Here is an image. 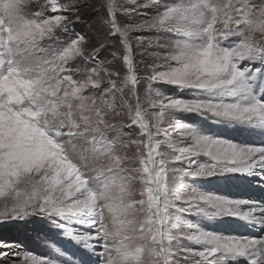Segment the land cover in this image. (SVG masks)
I'll return each instance as SVG.
<instances>
[{"label":"snow or ice","instance_id":"6c2138e0","mask_svg":"<svg viewBox=\"0 0 264 264\" xmlns=\"http://www.w3.org/2000/svg\"><path fill=\"white\" fill-rule=\"evenodd\" d=\"M90 6L0 0V225L39 218L45 230L29 232L51 251L0 240V264H264V202L185 182L264 180V145L176 117L264 135V0H102L89 52L69 29ZM199 156L209 162L193 167ZM187 215L258 235L208 231Z\"/></svg>","mask_w":264,"mask_h":264},{"label":"rangeland","instance_id":"374dc122","mask_svg":"<svg viewBox=\"0 0 264 264\" xmlns=\"http://www.w3.org/2000/svg\"><path fill=\"white\" fill-rule=\"evenodd\" d=\"M61 3H67V0H59ZM85 0H81V3H84ZM89 3L90 7H82L78 12L72 13L73 24L69 29V34H81L85 35L88 43L86 44V50L91 51L94 48L99 47V44L94 42L97 38L99 28L98 23L100 17L97 15V11H100V5L102 0H86ZM67 14V13H64ZM151 9H144L140 12L128 13L122 16V19L125 23H136L142 20L145 15H151ZM76 17H80L79 20ZM144 35H150L149 33H144ZM174 34L166 33L161 36L160 34L153 35V38H171ZM65 35L61 34L60 39H65ZM143 65H141V70ZM162 90H166V94L173 96H188L189 93L181 92L175 88H171L167 85H159L158 86ZM177 119L181 122L200 128L201 130H210L213 134L222 133L218 135H222L225 139H231L229 136V132H225L224 130H220L219 125H215L211 121H205L203 118L199 117L196 114H188V113H177ZM181 130H177L175 135L179 137ZM232 140V139H231ZM198 157H194L193 160L196 161ZM206 162V160L204 161ZM185 182L195 186L201 190H205L207 192H215L220 195H225L232 197V194L240 193L244 198L261 201L264 202V188H260L255 190L251 187H248L244 181L237 178H229L227 181L226 187H220L215 183L208 186L200 187V185L190 178H186ZM223 193V194H222ZM237 196V195H236ZM241 198V197H240ZM186 223H193L196 225V219L194 215L185 216ZM30 229H35L37 231L45 230V222L40 220L39 218H33L30 222H25L24 224H17L16 222H12L10 224H2L0 225V240L9 243L10 245H17L15 249L8 250H18V251H31L35 255L50 257L51 251L47 249L45 246L39 244L36 240L32 238ZM241 229L250 230L249 228L243 225H232L231 232L239 234ZM235 230V231H232ZM238 231V232H237ZM50 235L52 237V241L57 244V246H62L65 249L71 251L73 245L71 242H66L62 236L58 235V230H51ZM258 235V233H256Z\"/></svg>","mask_w":264,"mask_h":264},{"label":"bare ground","instance_id":"6f19581e","mask_svg":"<svg viewBox=\"0 0 264 264\" xmlns=\"http://www.w3.org/2000/svg\"><path fill=\"white\" fill-rule=\"evenodd\" d=\"M220 127V130H224L225 132H229V136L231 139L236 142V143H245V144H253V145H264V135L258 133V132H249V131H243V130H233L232 128H227V127ZM216 134H222V133H216ZM206 160V162H204ZM208 158L204 156H199L196 161H194V164L192 165L193 167H197L200 164H205L208 163ZM229 178H237L241 179L246 183L248 187H251L255 190H258L260 188H264V180L260 178L259 175H254V176H246V177H240L237 175H225V176H216L212 177L207 180H196V182L200 185V187L203 186H208L212 184H216L218 186L226 187L227 186V181ZM203 191H206L205 188ZM207 192V191H206ZM223 194V193H222ZM237 195V196H236ZM244 198L240 193L232 194V198ZM195 216V215H194ZM196 219V225L208 230V231H213V232H224V233H232L231 232V226L232 225H243L242 222H239L237 220H233L231 218H224L220 220H206L201 217L195 216ZM245 226V225H243ZM246 227V226H245ZM248 228V227H247ZM246 230V229H241V232L239 234H252L256 235V232L258 229H251ZM235 231V230H232ZM238 232V231H237Z\"/></svg>","mask_w":264,"mask_h":264}]
</instances>
